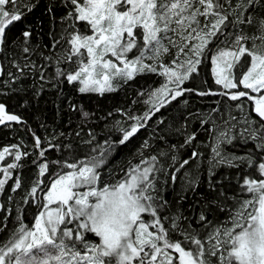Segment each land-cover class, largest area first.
I'll list each match as a JSON object with an SVG mask.
<instances>
[{
    "label": "snow or ice",
    "instance_id": "obj_1",
    "mask_svg": "<svg viewBox=\"0 0 264 264\" xmlns=\"http://www.w3.org/2000/svg\"><path fill=\"white\" fill-rule=\"evenodd\" d=\"M70 3L73 10L65 18L70 22L61 36H67L69 47L57 60V78L78 82L81 93L100 94L114 92L142 74L154 73L164 79L159 87L144 93L148 97L144 103L150 107L143 115L124 113L133 123L128 128L119 127L120 145L129 142L162 108L186 92L195 91L183 85L207 59L213 65L215 84L227 91H200L198 95H224L231 101L247 98L252 102L255 118L243 113L242 104L237 105L246 126L241 132L232 131L240 121L229 114L223 119L222 129L212 121L217 131L210 137V165L246 166L243 183L233 197L235 208L227 210V219L212 225L201 214L202 227L210 228L206 239H202L198 230L189 232L183 228L181 214L171 218L162 215L167 202L159 194L157 180L164 169L156 156L145 159L138 150L139 163L129 161L119 179L106 183L102 171L111 156L112 142L105 141L85 152L77 149L71 157L48 160L40 137H35L34 147L40 149L38 159L44 158V162L38 165L37 177L24 203L34 204L37 212L31 225L18 213L17 226L0 244V264H214L213 258L215 264H264V18L260 20L259 37H249L240 27L251 25L250 12L259 0H237L235 6L232 0ZM21 17L20 0H0V45L4 44L6 27ZM81 23L83 28L77 26ZM23 35L27 38L30 33L25 31ZM250 39L251 48L246 47ZM256 39L261 41L259 46ZM24 51L28 52V48ZM173 51V59L165 63V57ZM61 63L75 67L61 69ZM20 119L0 103V124ZM194 138L195 133L185 143ZM235 139L245 144L251 141L254 147L240 156L225 153L222 146L231 145ZM141 147L147 148V141ZM28 155L17 145L0 150V161L6 156L14 159L0 167L4 177L0 179V193L5 191L13 170L21 167L22 156ZM176 159L172 157L173 162ZM188 163L185 159L181 168ZM46 173V179H41ZM108 175L111 178L112 172ZM21 188L17 177L11 191ZM6 228L5 224L0 232ZM177 233L183 238L173 239ZM92 235L98 242L88 238Z\"/></svg>",
    "mask_w": 264,
    "mask_h": 264
},
{
    "label": "trees",
    "instance_id": "obj_2",
    "mask_svg": "<svg viewBox=\"0 0 264 264\" xmlns=\"http://www.w3.org/2000/svg\"><path fill=\"white\" fill-rule=\"evenodd\" d=\"M236 3L237 0H232L233 6ZM72 10L70 0H20L21 20L6 27L5 41L0 45V103L5 105L7 112L21 118L19 122L0 125V150L17 145L22 153H29L26 157L22 156L19 162L21 167L13 170L5 191L0 193V228L7 225L6 230L0 232V244L9 238L17 226L18 213H22L24 222L31 225L37 212L34 204L24 203L26 193L37 177L38 165L44 162V158L38 159L40 149L34 147L35 137H40L41 147L46 150L48 160L71 157L77 149L85 152L97 144L103 145L105 141L112 142L111 156L102 171L103 182L106 183H114L119 179L121 169L126 171L129 161L139 163L138 150L145 159L156 156L164 169L158 174L157 180L159 194L167 202L162 215L171 218L181 214L183 228L189 232L198 230L199 238L206 239L210 228L202 227L201 214L212 225L227 219V210L236 206L233 197L240 192L246 167L210 165L213 158V140L210 137L217 131L212 121L222 129L223 119L231 114L240 121L232 131L239 133L246 126L243 125V114L237 105L242 104L243 113L255 118L251 111L254 105L247 98L231 101L224 95H198L200 91H227L215 84L212 64L207 59L190 81L183 85L195 91L186 92L183 97L162 108L129 142L120 145L122 133L119 127L128 128L133 123L124 113L143 115L150 107L144 103L148 98L144 93L159 87L164 79L154 73L142 74L122 84L114 92L100 94L81 93L78 82L68 83L64 77L57 78V60L64 56L69 47L67 36L64 39L61 36L70 22L65 18ZM250 14L251 25L240 27L249 37H259L260 20L264 18V0H259ZM77 26L83 28L82 23ZM25 31L30 33L27 38L23 35ZM255 43L259 46L260 39H256ZM252 44L253 40L250 39L246 47L251 48ZM215 47L213 45V50ZM24 48H28V52ZM174 55L173 51L172 55L165 57L164 62H170ZM59 67L72 69L75 65L61 63ZM85 112L89 114L87 117L82 115ZM193 133L195 138L185 143ZM144 141L148 143L147 148L141 147ZM222 147L225 153L240 156L251 151L254 144L235 139L231 145ZM193 152L199 155L193 157ZM173 156L177 157L175 162ZM185 159L189 163L181 168ZM12 162L14 159L6 156L4 161H0V166ZM51 170L55 172L56 168ZM109 171L112 172L111 178ZM173 174L175 180L172 179ZM47 175L41 179H46ZM17 177L21 179L22 188L12 192ZM0 178H4L2 174ZM169 223L170 220L165 223V227ZM88 238L98 242L94 235ZM182 238L178 233L173 235V239Z\"/></svg>",
    "mask_w": 264,
    "mask_h": 264
},
{
    "label": "water",
    "instance_id": "obj_3",
    "mask_svg": "<svg viewBox=\"0 0 264 264\" xmlns=\"http://www.w3.org/2000/svg\"><path fill=\"white\" fill-rule=\"evenodd\" d=\"M0 72H1V63H0ZM6 110V109H5ZM9 114H12V113H10V112H8ZM255 114V113H254ZM13 115H15V114H13ZM10 122H12V121H5V123L4 124H7V123H10ZM0 125H3V124H0Z\"/></svg>",
    "mask_w": 264,
    "mask_h": 264
},
{
    "label": "rangeland",
    "instance_id": "obj_4",
    "mask_svg": "<svg viewBox=\"0 0 264 264\" xmlns=\"http://www.w3.org/2000/svg\"><path fill=\"white\" fill-rule=\"evenodd\" d=\"M146 62H147V61H146ZM212 68H213V65H212ZM212 74H213V72H212ZM213 77H214V80H215V76H214V74H213ZM1 166H2V165H1ZM1 166H0V167H1ZM0 179H2V178H0Z\"/></svg>",
    "mask_w": 264,
    "mask_h": 264
}]
</instances>
